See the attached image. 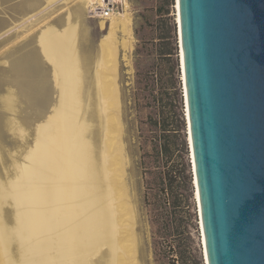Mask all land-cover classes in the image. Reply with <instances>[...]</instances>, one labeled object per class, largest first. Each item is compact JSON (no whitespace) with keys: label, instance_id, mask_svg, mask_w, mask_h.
Masks as SVG:
<instances>
[{"label":"rangeland","instance_id":"374dc122","mask_svg":"<svg viewBox=\"0 0 264 264\" xmlns=\"http://www.w3.org/2000/svg\"><path fill=\"white\" fill-rule=\"evenodd\" d=\"M81 1L0 0L1 181L11 178L16 165L24 162L36 127L58 100L52 64L40 53V35L48 26L62 30L71 22L76 27L77 50L86 66V91L91 96L84 97L90 103H85L84 114L92 119L94 139L101 134L100 120H96L100 103L94 96L92 77L108 21L101 28L102 20L80 8ZM123 4L117 14L126 6L129 33H116L115 82L122 179L134 217L135 260L137 264H204L180 78L175 0H124ZM161 145L167 152L158 154L155 148ZM1 207H5L3 217L11 220L12 206L6 202Z\"/></svg>","mask_w":264,"mask_h":264},{"label":"bare ground","instance_id":"6f19581e","mask_svg":"<svg viewBox=\"0 0 264 264\" xmlns=\"http://www.w3.org/2000/svg\"><path fill=\"white\" fill-rule=\"evenodd\" d=\"M81 2L80 8L87 10L99 0ZM123 9L121 14L100 19L101 28L106 21L108 26L92 77L100 103L97 141L92 119L84 114L88 104L84 97L91 96L86 91L87 71L78 54L75 25L69 22L62 30L48 26L40 35L41 51L52 64L59 95L50 115L36 127L24 162L16 165L11 178L0 180V264H137L134 217L122 179L115 82L116 33H129L130 18L126 6ZM177 10L175 0L185 103ZM186 129L192 171L187 122ZM194 196L197 203L195 186ZM6 202L12 206L8 221L1 207ZM198 224L200 229L199 214Z\"/></svg>","mask_w":264,"mask_h":264},{"label":"water","instance_id":"95a60500","mask_svg":"<svg viewBox=\"0 0 264 264\" xmlns=\"http://www.w3.org/2000/svg\"><path fill=\"white\" fill-rule=\"evenodd\" d=\"M176 1L205 264H264V0Z\"/></svg>","mask_w":264,"mask_h":264},{"label":"built area","instance_id":"2783aa9c","mask_svg":"<svg viewBox=\"0 0 264 264\" xmlns=\"http://www.w3.org/2000/svg\"><path fill=\"white\" fill-rule=\"evenodd\" d=\"M123 3L124 0H99L88 7V14L93 18L107 20L112 14L119 13Z\"/></svg>","mask_w":264,"mask_h":264},{"label":"trees","instance_id":"16d2710c","mask_svg":"<svg viewBox=\"0 0 264 264\" xmlns=\"http://www.w3.org/2000/svg\"><path fill=\"white\" fill-rule=\"evenodd\" d=\"M155 150H156V153H158L159 154V152H165V148L163 149V147H162V145L160 146V148L158 147V148H155ZM166 152H167V150H166ZM191 164V163H190ZM191 166V165H190ZM168 180L171 182V177H168Z\"/></svg>","mask_w":264,"mask_h":264}]
</instances>
